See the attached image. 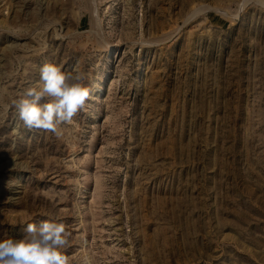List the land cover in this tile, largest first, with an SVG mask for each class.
I'll list each match as a JSON object with an SVG mask.
<instances>
[{
  "label": "rangeland",
  "instance_id": "1",
  "mask_svg": "<svg viewBox=\"0 0 264 264\" xmlns=\"http://www.w3.org/2000/svg\"><path fill=\"white\" fill-rule=\"evenodd\" d=\"M240 5L0 0V241L52 218L69 264H264V0ZM45 63L88 77L59 137L12 103Z\"/></svg>",
  "mask_w": 264,
  "mask_h": 264
},
{
  "label": "clouds",
  "instance_id": "2",
  "mask_svg": "<svg viewBox=\"0 0 264 264\" xmlns=\"http://www.w3.org/2000/svg\"><path fill=\"white\" fill-rule=\"evenodd\" d=\"M245 5L246 0H241V11ZM39 71V81L12 102L16 118L28 131L39 129L59 137L61 125L72 123L91 99L85 86L88 77L82 71L65 73L53 63H45ZM18 129L19 123L14 131ZM27 232L30 235L20 240L0 241V264H69L64 250L70 246L71 233L65 223L50 218L39 227L29 223Z\"/></svg>",
  "mask_w": 264,
  "mask_h": 264
}]
</instances>
